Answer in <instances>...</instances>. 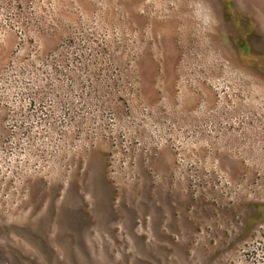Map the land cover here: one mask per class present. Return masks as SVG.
<instances>
[{
	"label": "rangeland",
	"instance_id": "374dc122",
	"mask_svg": "<svg viewBox=\"0 0 264 264\" xmlns=\"http://www.w3.org/2000/svg\"><path fill=\"white\" fill-rule=\"evenodd\" d=\"M263 206L264 0H0V264H264Z\"/></svg>",
	"mask_w": 264,
	"mask_h": 264
},
{
	"label": "trees",
	"instance_id": "16d2710c",
	"mask_svg": "<svg viewBox=\"0 0 264 264\" xmlns=\"http://www.w3.org/2000/svg\"><path fill=\"white\" fill-rule=\"evenodd\" d=\"M245 49H247V48H245ZM262 208H263V210H264V206H263Z\"/></svg>",
	"mask_w": 264,
	"mask_h": 264
}]
</instances>
